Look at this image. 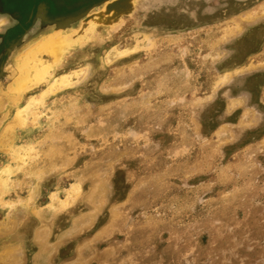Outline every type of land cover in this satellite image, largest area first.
<instances>
[{
    "label": "rangeland",
    "instance_id": "1",
    "mask_svg": "<svg viewBox=\"0 0 264 264\" xmlns=\"http://www.w3.org/2000/svg\"><path fill=\"white\" fill-rule=\"evenodd\" d=\"M134 3L7 71L0 32V264H264V0Z\"/></svg>",
    "mask_w": 264,
    "mask_h": 264
},
{
    "label": "crops",
    "instance_id": "2",
    "mask_svg": "<svg viewBox=\"0 0 264 264\" xmlns=\"http://www.w3.org/2000/svg\"><path fill=\"white\" fill-rule=\"evenodd\" d=\"M81 1L83 2L85 0H0V32L1 34H3L5 39L7 38L13 39L16 36V35H12L13 32L15 30L17 31L18 29L22 28L21 31H24V34H21V36L25 35L26 32L28 33V36L26 35L28 38L30 34L31 35L35 34L34 36H32V38L36 37L37 39H35L34 41H37L42 37V35L50 34L52 32L53 27H46L45 30L42 29L47 25L45 24V22H54V21L58 22L61 20H68L69 18H75L78 15V13H83L86 10H88L89 7L83 6L84 4H81ZM103 1L104 0H100L98 3H93V4L95 6L102 3ZM67 6L71 7L73 10L70 11L63 10L64 7ZM79 7H81L82 12H77L76 10H74V9H78ZM82 8H86V10L85 9L82 10ZM53 11L56 12L57 14H54ZM60 12L61 14L59 15ZM31 13H34L33 16L34 18L36 17L37 20L35 19L36 24H34V26L31 27L32 31L30 33V26L28 25L30 18L26 21L24 20L25 17L26 16L28 17L29 15H31ZM36 30L38 31L44 30V31H42L39 34H36ZM32 43L34 42H31L30 45ZM26 46L23 48L26 49L29 47V45ZM21 50L19 53L24 51ZM11 58L13 59V57H10L6 62L7 63L5 67L6 71L10 68L15 67L14 64L16 63L12 62ZM9 62H12V65ZM2 86L3 84L0 83V89ZM9 101H11L10 102L11 104H9ZM14 101H15L14 96L8 99L7 97L0 94V115L3 114L2 116H0V120L9 111V109H11L9 105H11L12 107ZM6 126H7L6 122L3 123L0 122V139L4 138L3 141H1L3 147L2 146H1L2 148L0 147V157H2L10 148V142H8L9 136L8 133L6 132ZM17 133L18 130L16 134Z\"/></svg>",
    "mask_w": 264,
    "mask_h": 264
},
{
    "label": "bare ground",
    "instance_id": "3",
    "mask_svg": "<svg viewBox=\"0 0 264 264\" xmlns=\"http://www.w3.org/2000/svg\"><path fill=\"white\" fill-rule=\"evenodd\" d=\"M134 1L135 0H106L98 5H95L93 7L91 6V8L87 11L85 15V19L81 20L82 21L81 25H79L76 29L68 30L69 32H67V30H64L65 27H63V25H59V27L53 26L52 32L51 33L49 32L50 34L42 35V37L40 36L41 38L40 39L38 38L39 40L37 41L32 40V42L34 43H32L31 45L28 44L29 47L26 49L23 48L22 50L24 51L21 50L22 52L20 54L18 53L19 54L18 56L22 57L25 55L26 57L30 58L34 55L33 57L37 59L38 56L42 54V51L43 53H50V54L53 53L51 51V49H53L52 47L54 46L56 47L57 45L61 44V42H62V45H65L66 43L67 44L77 43V41L83 38V36L87 34L90 29H96L99 26L105 25L108 20L115 21L116 19L118 20L120 15L122 16L126 13H130L133 10L132 4H135ZM30 59L31 61L33 60V58H30ZM37 62H35L36 64H34L33 66V70L35 72H38L37 70H39L38 73L40 74L42 72L46 73L45 71H49V69L51 68V65L44 62L43 59L41 60L38 59ZM30 76L34 78L33 75H30ZM63 78L66 80V75ZM28 79H29V76L25 77V80H28ZM60 79L61 77H58V78L56 77L53 80L54 84L57 83ZM37 97L38 96L32 97V100L37 99ZM1 141L3 140L0 139V144H1L0 147L2 146ZM8 142L10 141L8 140ZM14 148H15L14 146H11L10 150H13ZM11 155H13V153ZM12 165L13 164H7L5 166L4 168L6 170L5 175L7 173L8 174L10 173V169ZM3 175L4 174H2V176Z\"/></svg>",
    "mask_w": 264,
    "mask_h": 264
},
{
    "label": "water",
    "instance_id": "4",
    "mask_svg": "<svg viewBox=\"0 0 264 264\" xmlns=\"http://www.w3.org/2000/svg\"><path fill=\"white\" fill-rule=\"evenodd\" d=\"M104 1H106V0H104ZM53 13H54V14H57V13L54 12V11H53ZM53 13H52V14H53ZM86 13H87V12H86ZM86 13H84V14L78 16V17H75V18H69L68 20H61V21H58V22H57V21H54V22H47L46 27H53V26L59 27V25H63V27H65L64 30H67L68 28L71 27L72 24H75V23L79 22L80 20L84 19ZM21 29H22V28H21ZM31 31H32V29H31ZM31 31H30V32H31ZM12 35H16V36L14 37V38H16V40H13L14 38H13V39L7 38L6 40L4 39V40H5V44L8 43V42H12V43H11L12 45H11L10 48H8V52H7V54L5 55V58H4V60H6V61H7V59L11 56V52L13 51V49H15L16 47H19L20 44L23 43L24 39L27 38L28 33L26 32L25 35H22V36L20 37V36L17 35V31H15V32H13ZM26 35H27V36H26ZM4 40H3V42H4ZM1 66H2V67H1ZM3 69H4V66H3V64H2V65H0V70H3ZM1 78H2V76H1V73H0V79H1Z\"/></svg>",
    "mask_w": 264,
    "mask_h": 264
},
{
    "label": "flooded vegetation",
    "instance_id": "5",
    "mask_svg": "<svg viewBox=\"0 0 264 264\" xmlns=\"http://www.w3.org/2000/svg\"><path fill=\"white\" fill-rule=\"evenodd\" d=\"M100 0H85V1H81V4H84L83 6H88L89 8H91V6H94V4L93 3H98ZM63 10H65V11H70V10H73L71 7H64V9ZM74 10H76V9H74Z\"/></svg>",
    "mask_w": 264,
    "mask_h": 264
}]
</instances>
